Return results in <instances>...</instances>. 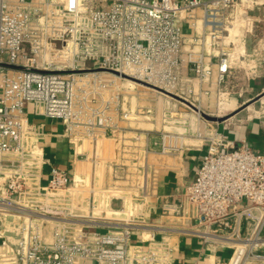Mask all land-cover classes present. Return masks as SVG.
<instances>
[{"label":"built area","instance_id":"obj_1","mask_svg":"<svg viewBox=\"0 0 264 264\" xmlns=\"http://www.w3.org/2000/svg\"><path fill=\"white\" fill-rule=\"evenodd\" d=\"M256 2L0 0V264H172L175 243L161 230L232 248L195 264L264 263V154L244 140L209 136L183 201L163 205L188 227L147 223L137 196L96 182L133 113L128 82L219 104L234 58L228 17ZM29 110L61 121L79 163L72 174L46 157L48 134ZM142 136L143 158L186 141L168 131L133 138ZM136 230L145 235L133 244Z\"/></svg>","mask_w":264,"mask_h":264},{"label":"crops","instance_id":"obj_2","mask_svg":"<svg viewBox=\"0 0 264 264\" xmlns=\"http://www.w3.org/2000/svg\"><path fill=\"white\" fill-rule=\"evenodd\" d=\"M228 40L232 41L233 47H229V49L234 58H231L230 74L222 85V91L223 96L230 101L229 105L233 107L229 112L233 115H226L223 120L216 122V124L202 122L201 137L198 136L200 133L195 135L193 131L186 128L171 130L186 135L184 147L175 154L150 153L146 158L138 159L136 163H133L135 167L129 165L130 168L127 171L130 176H123V171L120 174L113 173L111 172V166L106 168L104 167L106 165L103 166L102 172H99L96 176L97 184L106 188V190H115L118 185V188L123 191L122 189L132 186L135 182L136 186L133 191L139 196H137L138 206L142 208L143 219L147 223L168 227H188L191 225L179 216L164 215L163 205L179 204L183 201L185 187L195 178L202 156L207 149V143L203 138L211 132L218 131L226 139L235 143L244 140L253 150L264 154V115L241 114L243 107L264 90V45H258L254 42L255 39H252L251 33L245 31L243 26L237 28L233 26V31H230ZM134 94L135 92L132 91L125 95L124 105L126 107L128 102L136 104V102L133 103V100H135ZM229 95L231 96L229 97ZM237 103L243 106L240 108L235 107ZM58 121L51 120L48 127L41 121L37 122L44 125L45 133L48 134L44 143L48 142L53 149V157L49 154L46 155V151L45 155L53 165L66 169L69 174H72L77 170L79 163L75 160L72 145L62 136L63 130L56 129L54 131L55 126L59 125ZM122 125L125 127L124 138H120L114 144L116 145L117 142L127 143L130 152L134 145L146 144L143 136L137 142L134 141L133 137L136 131H142L143 133L150 131L153 137L158 134V132L152 130L153 128L146 127L143 120H128L124 121ZM43 145L45 149L46 145ZM114 177L122 178L121 182L112 180ZM124 177L125 180H123ZM119 204L120 201H113L114 206H119ZM179 215L181 216V212ZM91 228L97 227L91 225L89 229ZM247 228L248 226L244 228V231ZM99 229L102 231L103 228ZM161 231L163 232L156 234L158 238H161L163 233L169 234L175 243L171 258L172 264H195L197 261L212 263L218 258L227 259L232 251L228 244L205 241L188 233L179 234L171 230ZM142 235L145 234L138 230L134 231L131 243H140ZM258 251L264 252V244Z\"/></svg>","mask_w":264,"mask_h":264},{"label":"rangeland","instance_id":"obj_3","mask_svg":"<svg viewBox=\"0 0 264 264\" xmlns=\"http://www.w3.org/2000/svg\"><path fill=\"white\" fill-rule=\"evenodd\" d=\"M256 3H248V5H244L241 8H239L236 12L237 17L235 18L228 17L229 20H235L233 23H229V30L233 31V26L237 28L238 26H243L245 31L251 33L252 39H255L254 42H256L258 45H264V0H256ZM249 7V9H248ZM246 11V12H245ZM241 12V13H240ZM184 31H186V27L183 28ZM253 41V40H252ZM123 82V81H122ZM130 85L126 88L130 89L131 92H135V100H133V103L136 102V104H131L128 102L127 108L132 110L133 113L130 116L129 120L133 121H141L143 120L144 124L148 128H153L152 130L154 132H161V131H168L173 132L171 130H180V129H188L190 131H193L195 135L201 137V129H202V122H211L212 124H216L218 121H212L204 118L202 116V112H205L209 115L213 116H225L226 115H233L230 112V110L233 108L230 106V101L227 97H221L220 102L218 104V100H211L212 102H209L207 98L202 97H192L188 96L185 98L186 101H184V98L182 97H174L171 95H168L167 93L157 91L151 88H148L146 86L135 84L133 82H128ZM125 85V82H123V86ZM231 95H229L230 97ZM181 98V99H179ZM254 100L247 101L250 102L248 105L243 107L241 114L244 115H254V114H260L264 115V90L258 95L253 98ZM210 103V105L208 104ZM194 106H201V111H197L194 109L191 105ZM206 106V108L204 107ZM242 107L239 103L235 105V107ZM30 118H33L35 122L41 121L44 123V125L50 124V119H44V118H35L32 115V111L29 110ZM59 125L55 126L54 131L62 130V123L59 120ZM215 132H211V134L206 135L203 139L207 143V138L209 136H212ZM135 141V140H134ZM137 142V141H135ZM45 144V151L46 155H51L53 157V149L52 146L48 144V142L43 143ZM143 144L134 145V148L130 152V149L127 146V143H116L112 142L109 146H107L105 149H108V151L111 153V158H109V161L106 162V168L111 166L112 170L111 172L120 174L122 171L123 176H130L129 170L130 166L135 167L133 163H136L137 160H141L143 158L142 148ZM106 152V151H105ZM106 154V153H105ZM131 155V156H130ZM103 168V167H102ZM102 168H100V172H102ZM107 172V171H106ZM129 174V175H128ZM120 177V175H119ZM114 177L112 180L121 182L122 178ZM125 177L123 180H125ZM104 182V181H103ZM136 183L134 182L132 186L122 189L123 192L121 194H124L126 196H131L135 198L138 196L133 190H135ZM118 188V185H117ZM120 189V188H118ZM121 190V189H120ZM139 197V196H138ZM118 201V200H116ZM246 203H243V205ZM118 206H115L117 208ZM109 215H112L109 213ZM121 216V215H119ZM91 230H98V228H91ZM88 264H90V261H87Z\"/></svg>","mask_w":264,"mask_h":264},{"label":"water","instance_id":"obj_4","mask_svg":"<svg viewBox=\"0 0 264 264\" xmlns=\"http://www.w3.org/2000/svg\"><path fill=\"white\" fill-rule=\"evenodd\" d=\"M160 91H162V90H160ZM162 92H164V91H162ZM166 93H167L168 95H171V96L177 97V96H175V95H173V94H171V93H168V92H166ZM179 99H181V98H179ZM184 101H185V100H184ZM189 105H191L194 109L197 110V108H196L194 105H192V104H189ZM201 114H202V116H203L204 118H206V119H208V120H212V121H221V120L224 119V117L209 115V114H207V113H205V112H202Z\"/></svg>","mask_w":264,"mask_h":264},{"label":"bare ground","instance_id":"obj_5","mask_svg":"<svg viewBox=\"0 0 264 264\" xmlns=\"http://www.w3.org/2000/svg\"><path fill=\"white\" fill-rule=\"evenodd\" d=\"M198 111V110H197ZM199 111H201V110H199Z\"/></svg>","mask_w":264,"mask_h":264}]
</instances>
